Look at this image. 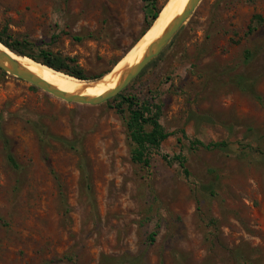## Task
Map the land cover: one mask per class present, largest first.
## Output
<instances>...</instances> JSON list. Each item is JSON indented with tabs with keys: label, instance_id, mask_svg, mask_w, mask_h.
I'll use <instances>...</instances> for the list:
<instances>
[{
	"label": "rangeland",
	"instance_id": "obj_1",
	"mask_svg": "<svg viewBox=\"0 0 264 264\" xmlns=\"http://www.w3.org/2000/svg\"><path fill=\"white\" fill-rule=\"evenodd\" d=\"M145 4L0 0V32L102 76L145 35ZM163 51L125 93L163 104L177 134L162 151L182 150L190 179L161 154L132 159L117 101L63 102L0 68V264H264V0H202Z\"/></svg>",
	"mask_w": 264,
	"mask_h": 264
},
{
	"label": "trees",
	"instance_id": "obj_2",
	"mask_svg": "<svg viewBox=\"0 0 264 264\" xmlns=\"http://www.w3.org/2000/svg\"><path fill=\"white\" fill-rule=\"evenodd\" d=\"M145 2L147 26L142 36L146 34L147 31L152 27L153 23L159 17L160 12L162 10V7L159 6L156 0H145ZM256 18H259V15H255L254 19ZM253 29L254 27L253 25H251L250 31H252ZM0 42H2L12 51L20 54L21 56L23 55L30 57L38 62L48 65L56 70L63 71L69 75L81 79H93L101 76L99 75L95 77H88L85 74L84 69L77 63V60L75 58L64 55L61 52H56L51 49L36 46L32 42L19 40L10 41L9 39L5 38L2 32H0ZM162 53L159 55V57L162 55ZM156 60L149 63L128 87H126L115 97L107 100L106 103L111 104L114 101L118 102L116 108L121 114L124 115L127 132L132 147L131 156L135 162L141 164L146 168H151L152 159L154 155L161 154V156L168 163L179 164V166L183 170V174L185 175V177L187 179H190L192 177V174L187 166L188 159L184 152L181 150L180 152L171 155L162 151V146L164 142L168 140L171 136L177 134V132L168 131L161 122V117L163 114V104L158 100L156 101V96L147 99H142L137 95H128L125 93L129 89V87L134 82H136V80L140 78ZM233 81L242 89H245L247 87V83L249 82L248 79L242 74H238L233 77ZM32 87L38 89V87L34 85ZM189 118L195 121V124L197 125H200L202 123L214 122L212 117L194 112L190 114ZM180 132L181 137H179V142H181L182 138L187 137L185 129H181ZM62 140L67 145H72L71 141L66 139ZM190 148L218 149L228 154L234 153V150H236L232 147V143L229 139L205 142L199 138H195L190 141ZM8 160L14 168H19V164L11 151L8 152ZM201 190L208 191L211 195H214L216 193L214 183L202 184ZM212 224H214V220H212ZM155 236V233H152L150 235L151 241L155 240Z\"/></svg>",
	"mask_w": 264,
	"mask_h": 264
},
{
	"label": "water",
	"instance_id": "obj_3",
	"mask_svg": "<svg viewBox=\"0 0 264 264\" xmlns=\"http://www.w3.org/2000/svg\"><path fill=\"white\" fill-rule=\"evenodd\" d=\"M201 1L202 0H189L184 10L180 14L176 15L172 19V21L167 25L163 33L150 43L143 57L140 59V61H138L137 63L131 66H127L125 69H123L118 83L113 88L105 91L101 95H83V94L64 91L58 88L57 86L53 85L52 83L48 82L41 76L29 70L27 67L21 64L17 58L13 57L11 53L3 49H0V68L10 75H13L23 81H26L34 86H37L39 89H41L48 95L53 96L63 102L76 103L80 105H97L115 97L126 87H128L132 83V81L136 79V77H138V75L144 70V68L153 60H155L162 53V51L171 43L174 37L190 20V18L192 17L193 13L197 9ZM7 48L11 52H14L9 47ZM118 63L115 64V66L104 75L95 79H88V80H95V81L101 80L106 74L114 72ZM76 78L80 80H85L78 77Z\"/></svg>",
	"mask_w": 264,
	"mask_h": 264
},
{
	"label": "bare ground",
	"instance_id": "obj_4",
	"mask_svg": "<svg viewBox=\"0 0 264 264\" xmlns=\"http://www.w3.org/2000/svg\"><path fill=\"white\" fill-rule=\"evenodd\" d=\"M180 1L181 0H170V2L162 10L159 17L156 19L149 31L143 36L138 44L118 63L115 71L106 74L101 80L98 81L93 80L86 82L77 79L72 75L65 74L62 71H56L48 65L38 62L30 57L20 56L14 52H11L5 45H3L2 42H0V49L8 51L29 70L64 91L83 95H101L105 91L113 88L118 83L123 69L140 61L150 43L158 38L163 33L167 25L172 21V19L184 10L189 0H183L178 5Z\"/></svg>",
	"mask_w": 264,
	"mask_h": 264
}]
</instances>
